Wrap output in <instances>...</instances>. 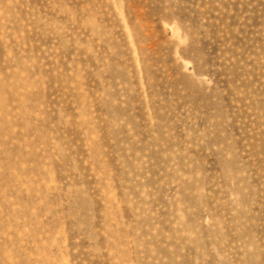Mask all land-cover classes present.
<instances>
[{
  "label": "rangeland",
  "instance_id": "374dc122",
  "mask_svg": "<svg viewBox=\"0 0 264 264\" xmlns=\"http://www.w3.org/2000/svg\"><path fill=\"white\" fill-rule=\"evenodd\" d=\"M0 264H264V0H0Z\"/></svg>",
  "mask_w": 264,
  "mask_h": 264
}]
</instances>
